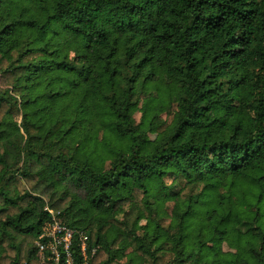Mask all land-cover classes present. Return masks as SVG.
<instances>
[{
    "label": "trees",
    "instance_id": "16d2710c",
    "mask_svg": "<svg viewBox=\"0 0 264 264\" xmlns=\"http://www.w3.org/2000/svg\"><path fill=\"white\" fill-rule=\"evenodd\" d=\"M52 218L73 264H264V0H0V264Z\"/></svg>",
    "mask_w": 264,
    "mask_h": 264
},
{
    "label": "built area",
    "instance_id": "2783aa9c",
    "mask_svg": "<svg viewBox=\"0 0 264 264\" xmlns=\"http://www.w3.org/2000/svg\"><path fill=\"white\" fill-rule=\"evenodd\" d=\"M75 234V231L52 218L36 241L38 255L42 261L51 264H73L71 248ZM78 241L84 254L86 237L79 235Z\"/></svg>",
    "mask_w": 264,
    "mask_h": 264
},
{
    "label": "rangeland",
    "instance_id": "374dc122",
    "mask_svg": "<svg viewBox=\"0 0 264 264\" xmlns=\"http://www.w3.org/2000/svg\"><path fill=\"white\" fill-rule=\"evenodd\" d=\"M138 117H139V115L137 114V115H136V119H138ZM223 249L225 250L226 248L224 247Z\"/></svg>",
    "mask_w": 264,
    "mask_h": 264
}]
</instances>
